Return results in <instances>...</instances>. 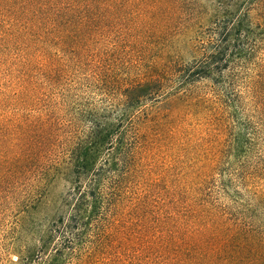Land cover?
Masks as SVG:
<instances>
[{"label":"trees","instance_id":"trees-1","mask_svg":"<svg viewBox=\"0 0 264 264\" xmlns=\"http://www.w3.org/2000/svg\"><path fill=\"white\" fill-rule=\"evenodd\" d=\"M120 49L139 55L136 78L105 68ZM192 134L191 193L138 209L134 258L264 264V0H0V209L73 179L46 246L88 213L98 249L114 243L142 154Z\"/></svg>","mask_w":264,"mask_h":264},{"label":"rangeland","instance_id":"rangeland-1","mask_svg":"<svg viewBox=\"0 0 264 264\" xmlns=\"http://www.w3.org/2000/svg\"><path fill=\"white\" fill-rule=\"evenodd\" d=\"M115 58L111 59L113 64L109 60L105 62V68L114 66L115 75L129 74L136 78L141 74L136 51L120 49ZM209 92L206 84L198 86L199 94L207 96ZM159 144L142 154L141 162L136 163V170L123 187V200L114 227L119 234L114 243H107L101 251L98 249V226L91 213L79 221L75 236L61 232L55 234L50 245L43 243L45 234L61 226V219L68 223L73 211L74 201L69 202L73 179L59 175L33 199L24 202V206H29L24 213L21 209L12 212L6 206L1 207L0 264H145V259L134 258L137 249L131 246L139 224L134 215L145 204H163L171 194L191 193L198 162L204 154L203 146L193 134L182 137L174 145ZM259 151H264V145ZM106 214L109 216L104 224L112 227L114 213ZM66 248H77V251L70 254Z\"/></svg>","mask_w":264,"mask_h":264}]
</instances>
